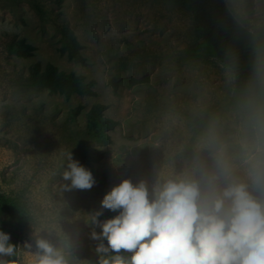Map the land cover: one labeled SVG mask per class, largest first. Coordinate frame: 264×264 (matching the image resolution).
<instances>
[{
    "label": "rangeland",
    "instance_id": "374dc122",
    "mask_svg": "<svg viewBox=\"0 0 264 264\" xmlns=\"http://www.w3.org/2000/svg\"><path fill=\"white\" fill-rule=\"evenodd\" d=\"M226 1L243 25L264 33V0ZM63 29L84 46L85 65L61 54ZM20 39L37 47L33 56L13 51ZM199 43L184 0H0V190L28 210L20 264H36L37 238L70 264H99V241L90 233L100 229L91 216L99 211L103 221L111 214L89 189H62L70 183L62 179L70 152L112 188L127 179L150 190L157 181H198L205 195L230 181L252 190L254 167L264 170V130L246 107L231 104L234 73L218 58L196 55ZM37 62L96 81L97 95L67 99L25 88L20 80ZM260 74L264 84V53ZM96 103L107 104L105 115L120 122L111 144L88 135L87 112ZM87 146L105 158L89 160Z\"/></svg>",
    "mask_w": 264,
    "mask_h": 264
},
{
    "label": "clouds",
    "instance_id": "9594fccd",
    "mask_svg": "<svg viewBox=\"0 0 264 264\" xmlns=\"http://www.w3.org/2000/svg\"><path fill=\"white\" fill-rule=\"evenodd\" d=\"M67 161L62 179L70 183L61 185L64 191L96 184L71 152ZM251 175V191L230 181L222 191L212 188L211 195L202 193L198 181H157L150 190L145 181L123 180L101 205L118 214L103 221L99 211L91 216L100 229L90 233L99 241V264H264V170L254 167ZM35 247L36 264H70L47 239L37 238ZM121 250L131 255H120ZM13 253L10 234L0 230V264H8L4 257Z\"/></svg>",
    "mask_w": 264,
    "mask_h": 264
},
{
    "label": "trees",
    "instance_id": "16d2710c",
    "mask_svg": "<svg viewBox=\"0 0 264 264\" xmlns=\"http://www.w3.org/2000/svg\"><path fill=\"white\" fill-rule=\"evenodd\" d=\"M192 12L195 35L200 40L196 55H209L218 58L231 68L235 76L234 94L231 104L244 106L251 118L264 130V84L260 74V57L264 53V33L256 34L243 25L233 14L226 0H184ZM63 45L61 54L67 53L70 60L85 65L87 59L82 53L84 46L68 29H63ZM13 51L20 57L28 58L34 55L37 47L20 39L12 45ZM20 84L34 92L48 90L59 93L70 99L74 95L96 96V81H88L86 76L76 72L60 70L53 63L43 67L37 62L30 67ZM115 93L119 90V81L114 77L110 80ZM108 105L96 103L87 112L88 135L102 144L113 142L111 131L120 122L107 117L105 111ZM82 106L73 109L78 114ZM84 155L93 162H100L106 153L93 146L84 149ZM112 190L111 182L106 175L96 180L89 189V197L102 205L105 195ZM110 218L117 215L103 208ZM29 214L26 205L18 198L12 197L0 190V230L10 234V243L14 247L12 256L5 259L8 264H20L19 243L23 228L27 224ZM116 254V253H115ZM120 255H131L121 250Z\"/></svg>",
    "mask_w": 264,
    "mask_h": 264
}]
</instances>
